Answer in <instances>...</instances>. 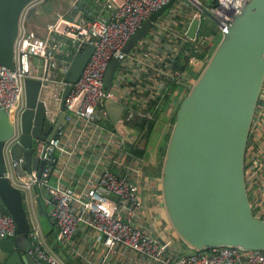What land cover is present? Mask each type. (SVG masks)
I'll use <instances>...</instances> for the list:
<instances>
[{"label": "water", "instance_id": "95a60500", "mask_svg": "<svg viewBox=\"0 0 264 264\" xmlns=\"http://www.w3.org/2000/svg\"><path fill=\"white\" fill-rule=\"evenodd\" d=\"M31 1L0 0L2 65L14 66V45L22 9ZM173 1L169 0L141 23L127 40L125 52L147 33L152 21ZM35 8L30 6L26 15L30 16ZM65 24V20L61 21L58 28ZM197 25L198 19L194 18L186 30L188 37L196 36ZM92 49L87 43L72 56L57 114L49 115L50 104L41 98L42 86H48L49 81L35 76L23 78L25 104L17 133L9 116L0 108V209L13 217L18 236L27 234L28 222L21 193L3 174L6 163L21 157L15 166L19 174L34 170L40 173L43 162L35 155L32 145L38 139L49 141L56 136L58 127L65 124L64 96ZM118 63L112 57L103 76L105 89L111 94L117 93L113 77ZM190 77L189 73L183 76L186 81L181 84L186 92L177 103L171 122L163 128L152 155L154 162L160 159V197L167 221L173 232L193 250L221 245L264 250V219L252 210L244 174L248 135L264 84V0L242 2L229 22L220 28L215 45L200 63L195 76ZM112 102L106 99L108 109ZM116 104L120 111L123 106ZM109 115L113 122L118 120L117 113L109 111ZM165 132L164 150L157 157ZM35 199L40 206L39 196ZM150 229L161 242L152 225ZM12 237L0 240V247L5 248L8 240L15 246ZM21 250L25 253L21 248L11 251L4 263L12 264L16 251ZM25 257L33 264L27 253Z\"/></svg>", "mask_w": 264, "mask_h": 264}, {"label": "built area", "instance_id": "2783aa9c", "mask_svg": "<svg viewBox=\"0 0 264 264\" xmlns=\"http://www.w3.org/2000/svg\"><path fill=\"white\" fill-rule=\"evenodd\" d=\"M42 1L33 0L27 3L22 9L20 21H23L30 6H37ZM168 1L123 0L116 3L114 0H104L101 8L108 12V17L82 16L76 20H70L64 16L65 13L56 11L53 19L46 23L44 37L29 34L20 25L14 45V66L10 68L0 64V108L9 116L13 131L17 133L20 113L25 104L23 78L35 76L63 88L67 84L65 74L72 56L76 51L83 50L87 43L93 49L76 80L70 83L63 99L65 123L73 124L81 120L87 124L99 120L106 115L103 107L106 99L123 104L126 119L140 117L155 122L158 119L156 114L159 112L161 99L169 91L168 86L181 80L182 72L172 68L174 62L184 51L188 52L187 63L192 61L202 40H197V36L188 37L186 30L171 28L168 21L173 14L164 13L171 4L152 21L147 33L130 48L132 50L125 52L124 46L141 23ZM243 1L216 0L214 5L205 10L212 16L215 28L220 31ZM78 2L79 0H74L69 11L75 10ZM63 20L66 24L58 28ZM32 57L39 59V75L32 74ZM112 57L119 60L113 77L116 94L109 93L103 81L104 72ZM123 67L128 71L127 74ZM140 73H145L151 82L141 86L146 93H141L138 84L133 80ZM120 87L121 96L118 94ZM139 102L143 104L139 105ZM263 108L264 99L258 98L254 115ZM65 128L64 125L59 126L56 136L47 142L36 140L34 153L43 162L39 174L34 170L17 175L14 168L21 161V157L9 159L3 173L26 197L33 186L46 189L48 196H51L50 216L61 238H68L79 222H85L98 232L108 253H113L117 246H124L156 264H264V253L261 249H242L228 245L194 250L177 258L170 257L155 236L135 223V216L139 211L137 183L113 169L104 168L97 172L86 198L79 199L75 209L72 203L76 198L72 189L61 183L51 185L47 178L54 170L55 151L61 149L60 136ZM123 151L130 157H135L130 151ZM261 155L263 154L252 155L254 168L250 172L245 171L244 162L246 187L247 181L251 184L258 183L254 174L262 166ZM251 206L254 214L264 219V208L254 209L252 203ZM28 226L29 244L26 253L33 264H65L45 243L34 217H28ZM14 233L13 217L0 209V240Z\"/></svg>", "mask_w": 264, "mask_h": 264}, {"label": "crops", "instance_id": "0c3cea01", "mask_svg": "<svg viewBox=\"0 0 264 264\" xmlns=\"http://www.w3.org/2000/svg\"><path fill=\"white\" fill-rule=\"evenodd\" d=\"M62 1L57 0L51 9L47 7L48 12L41 7L42 2L39 3L30 16L25 14L23 21H20L21 27L29 34L44 37L46 23L53 19L56 11L65 13L64 16L70 20H76L82 16L86 18H95L100 15L108 17V12L104 11L103 7L101 8L104 0H79L77 8L73 11H69V7L74 0H68L65 5ZM208 2L209 0H174L172 5L164 11V13L171 12L173 14L170 16L172 19L168 21L173 29L187 30L191 21L194 18L198 19L196 36L198 37L197 40H202V43L198 45L199 48L204 41L209 42V44L212 43L210 47H213L218 35H220L219 31L212 28L214 20L205 10L212 6L206 4ZM30 17V21H27ZM203 20L206 22V26H203ZM208 25L211 26L210 30ZM60 36L64 37L63 34H60ZM207 53L204 52V57L201 58L195 56L192 61L188 62L187 68L182 72L181 80L168 86L169 91L161 99L159 105V118L154 123L153 132L149 136L143 134V131L138 132L133 119L124 117L125 108L118 101L112 102L109 109L104 101L103 107L106 115L99 120L87 124H84L81 120L73 124L65 123V132L60 136L61 149L55 151L54 170L47 177L48 183L51 185L61 183L72 189L76 198L72 206L77 209L78 200L86 198L99 170L108 168L127 175L138 186L139 211L135 216V223L153 235L150 229V225H152L153 230L164 246L165 253L174 258L187 255L194 250L182 242L167 221L160 197V159L157 158L154 162L152 155L163 128L168 122H171L170 118L173 116L177 103L182 97L181 91L185 89L183 94L186 92V87L181 84L182 81H186L183 76L189 73L190 78H193V73H196ZM31 65L33 67L32 74L39 75L41 70L39 59L32 57ZM123 70L126 74L128 73L125 67H123ZM133 80L138 84L141 93L147 92L141 88L144 83L151 84L145 73L138 74ZM117 86L119 85L117 84ZM119 89L118 94L121 96L122 87ZM61 90L62 88L60 89L52 82H49L48 86H42L41 98L50 104V108L48 107L49 115H55L60 111L58 106ZM261 90L259 98L264 99V84ZM176 101L178 102L176 103ZM116 103L123 106L120 111H118ZM141 104L143 103L139 102V105ZM109 111L114 115L117 113V121L113 122L111 120ZM130 143L144 148L143 155H134L135 157L127 155L123 149L130 151ZM254 153L263 154L260 156L263 163L259 172L254 174V177L258 179V183L251 184L247 181V191L254 209H259L264 208V108L257 110L252 119L244 161L245 171L247 172L254 168L252 166V155ZM158 156H161L159 152H157ZM14 171L19 175L15 168ZM8 181L13 188L21 193L22 206L27 222L28 217L36 219L45 243L65 264H156L140 253L124 246H117L113 253H108L98 232L85 222H79L68 238H61L58 234V228L50 216L51 196H48L46 189L33 186L27 192L26 197L9 179ZM36 195L40 198V206L37 205ZM12 236L6 237V239L12 237L15 246H12L8 240L4 243L5 248L0 247V264H5L4 259L14 249L21 248L26 253L28 247L27 234L18 236L14 233ZM16 253L12 264H29L22 250L16 251Z\"/></svg>", "mask_w": 264, "mask_h": 264}, {"label": "trees", "instance_id": "16d2710c", "mask_svg": "<svg viewBox=\"0 0 264 264\" xmlns=\"http://www.w3.org/2000/svg\"><path fill=\"white\" fill-rule=\"evenodd\" d=\"M213 2L215 3L216 2V0H213ZM217 30V29H216ZM217 39V38H216ZM215 39V40H216ZM217 41V40H216ZM216 41H215V43H216ZM211 44L212 43H210L209 44V42H203V44L201 45V47L198 49V51L196 52V54H195V56H197V57H199V58H201V57H204V52H209L213 47H210L211 46ZM189 53H190V51H189ZM187 57H188V52H185L184 51V53L182 54V56L181 55H179L178 56V59H176V61L174 62V64H173V69H177L178 71H180V72H183L186 68H187ZM167 94V93H166ZM164 96H165V94H164ZM167 98V97H166ZM156 117L157 118H159V112H157V114H156ZM134 120V125H135V128L138 130V132H144L143 134H145V135H147L148 134V136L150 135V134H152V132H153V127H154V123L156 122H154V121H152V120H150V119H148V120H146V119H144V118H140V117H136L135 119H133ZM170 120H172V116H171V118H170ZM248 141V140H247ZM129 150L132 152V153H134L135 155H137V156H141V155H143V153H144V151H145V149L144 148H140L138 145H134V143H130V145H129ZM160 150H161V152H160ZM163 150H164V146L163 145H159L158 146V152L160 153V154H162L163 153ZM206 249V248H205ZM263 251V253H264V250H262Z\"/></svg>", "mask_w": 264, "mask_h": 264}, {"label": "rangeland", "instance_id": "374dc122", "mask_svg": "<svg viewBox=\"0 0 264 264\" xmlns=\"http://www.w3.org/2000/svg\"><path fill=\"white\" fill-rule=\"evenodd\" d=\"M56 1L57 0H44L40 5H41V7H43L47 12H48V9H47V7L48 8H52L55 4H56ZM59 1H62V0H59ZM68 0H63L62 1V3L65 5V3L67 2ZM213 0H209V2L208 3H206V4H208V5H213ZM30 19H31V17L30 18H28L27 19V21H30ZM21 25V24H20ZM211 25V24H210ZM210 25H208V29L210 30L211 29V26ZM203 26H206V22L203 20ZM213 29H215L216 30V28H215V23H213V27H212ZM207 31V30H206ZM217 31H219V30H217ZM219 33H220V31H219ZM218 37H219V35H218ZM215 45V44H214ZM195 72L193 73V75H192V77H194L195 76ZM184 91H185V89H183L182 91H181V96L183 95V93H184ZM180 96V97H181ZM180 99V98H179ZM178 101H176V103H177ZM174 113V112H173ZM169 123V122H168ZM167 123V124H168ZM165 137H166V132H165V134H164V136H163V138H162V144L161 145H163L164 143H165ZM35 146H36V142L34 141V143H33V145H32V149H33V151H35ZM160 152H161V150H160ZM134 154V153H133ZM135 155V154H134ZM137 156V155H136Z\"/></svg>", "mask_w": 264, "mask_h": 264}]
</instances>
